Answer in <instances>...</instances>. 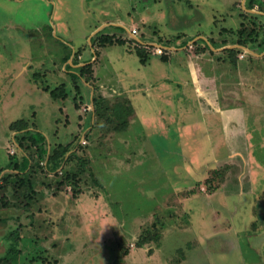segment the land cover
<instances>
[{
	"label": "rangeland",
	"instance_id": "1",
	"mask_svg": "<svg viewBox=\"0 0 264 264\" xmlns=\"http://www.w3.org/2000/svg\"><path fill=\"white\" fill-rule=\"evenodd\" d=\"M0 264H264V0H0Z\"/></svg>",
	"mask_w": 264,
	"mask_h": 264
},
{
	"label": "trees",
	"instance_id": "2",
	"mask_svg": "<svg viewBox=\"0 0 264 264\" xmlns=\"http://www.w3.org/2000/svg\"><path fill=\"white\" fill-rule=\"evenodd\" d=\"M254 6H255V4L252 2L251 6L250 7L248 6V7L253 9ZM100 43H101V47L106 46V44H108L110 46L116 45V44L122 45V44H125V40H123L122 38L115 37V36H112V37H110V36H101ZM135 46L138 47L137 50H138V52H140V53L137 52L136 54L142 59L143 62H145L144 59H143L144 58L143 56L145 54V52H144L145 48L142 47L141 45L136 44V42H135ZM206 46H205L206 49H208V45H206ZM240 50H238V52H240ZM228 51H233V50H228ZM162 59L166 60L168 58L166 56H163ZM68 67H70V65ZM52 93H53L54 97L57 96L56 95L57 92H52ZM12 128L14 130H16L18 133H28L29 134V139L32 141V143L34 145H38L39 146L41 155L47 159V166L49 167L50 165H52V168H51L52 171H56L57 169H59L62 166V164L64 162V159H65V153H66L65 150H63L62 152H60L58 154H55L52 157L47 158L48 149L46 147V137L43 134H41L40 132H36V131L29 132L27 130V128H28L27 123L25 121H23V120L15 122L12 125ZM30 162H31L30 159L27 156H24L23 162H22V166H21V171L23 173H25L27 171V169L30 167ZM151 240H153V239L152 238H147V239H143L142 242L143 243H149V241H151ZM10 260H11L10 259V255L8 257L4 258V261L6 263L10 262Z\"/></svg>",
	"mask_w": 264,
	"mask_h": 264
},
{
	"label": "built area",
	"instance_id": "3",
	"mask_svg": "<svg viewBox=\"0 0 264 264\" xmlns=\"http://www.w3.org/2000/svg\"><path fill=\"white\" fill-rule=\"evenodd\" d=\"M130 33L132 35V38L136 41V44L141 45L148 51H151V54L155 56H165L168 55L167 52L170 51V49L167 46L160 45V44H145L139 40L140 33L137 29L133 28L130 30ZM172 51V50H171ZM241 59H245V54H240Z\"/></svg>",
	"mask_w": 264,
	"mask_h": 264
},
{
	"label": "crops",
	"instance_id": "4",
	"mask_svg": "<svg viewBox=\"0 0 264 264\" xmlns=\"http://www.w3.org/2000/svg\"><path fill=\"white\" fill-rule=\"evenodd\" d=\"M117 25H121V23H118ZM122 26V25H121ZM202 39H204V40H206L207 42H209L210 41V38L208 39V38H202ZM196 42V41H195ZM194 44V43H193ZM185 47V46H184ZM216 50V49H215ZM214 50V51H215ZM172 51H177V48H173L172 49ZM194 74H195V76H198V73H197V71L195 70L194 71ZM202 77V80H204V81H208V80H211V79H209L208 77H204V75L203 76H201ZM208 79V80H207ZM197 80V79H196ZM194 83H198L199 84V82L198 81H195ZM199 86H200V84H199ZM222 112V111H221Z\"/></svg>",
	"mask_w": 264,
	"mask_h": 264
},
{
	"label": "water",
	"instance_id": "5",
	"mask_svg": "<svg viewBox=\"0 0 264 264\" xmlns=\"http://www.w3.org/2000/svg\"><path fill=\"white\" fill-rule=\"evenodd\" d=\"M239 49H241V50H245V51H249L247 48H245V47H242V48H239ZM249 52H251V51H249Z\"/></svg>",
	"mask_w": 264,
	"mask_h": 264
}]
</instances>
